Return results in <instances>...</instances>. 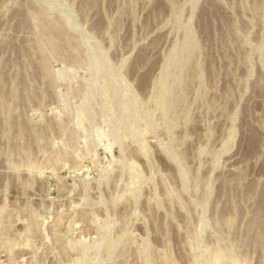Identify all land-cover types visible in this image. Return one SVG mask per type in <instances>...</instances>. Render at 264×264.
Here are the masks:
<instances>
[{
  "label": "rangeland",
  "instance_id": "rangeland-1",
  "mask_svg": "<svg viewBox=\"0 0 264 264\" xmlns=\"http://www.w3.org/2000/svg\"><path fill=\"white\" fill-rule=\"evenodd\" d=\"M261 204L264 0H0V264H264Z\"/></svg>",
  "mask_w": 264,
  "mask_h": 264
},
{
  "label": "bare ground",
  "instance_id": "bare-ground-1",
  "mask_svg": "<svg viewBox=\"0 0 264 264\" xmlns=\"http://www.w3.org/2000/svg\"><path fill=\"white\" fill-rule=\"evenodd\" d=\"M208 9H209V11L211 12V10H212V6H211V8L210 7H208ZM208 9H206V10H208ZM215 10V9H214ZM213 11V10H212ZM210 16V15H209ZM216 16V15H215ZM218 16V15H217ZM212 18V17H211ZM45 27V26H44ZM48 27H49V25H48ZM45 29V28H44ZM47 31V33L49 32V29L48 30H46ZM51 32V31H50ZM46 33V32H45ZM263 211H264V205L263 204H261L260 206H259V208L257 209V211L255 212V214H254V217H253V222L256 224V226L259 224V219H260V217H261V215L263 214ZM260 241V240H259Z\"/></svg>",
  "mask_w": 264,
  "mask_h": 264
}]
</instances>
